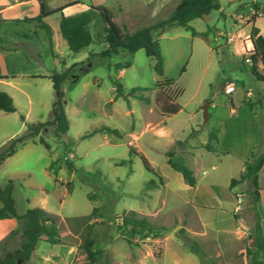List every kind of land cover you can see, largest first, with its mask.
Wrapping results in <instances>:
<instances>
[{"label":"rangeland","instance_id":"obj_1","mask_svg":"<svg viewBox=\"0 0 264 264\" xmlns=\"http://www.w3.org/2000/svg\"><path fill=\"white\" fill-rule=\"evenodd\" d=\"M45 1L48 5H57L62 0ZM253 1L258 8L253 6ZM114 3L108 0L110 13L114 17L122 16L116 12ZM263 10L264 0H218V8L188 21L189 28L195 31L193 34L189 28L178 24L152 30L162 60L160 74L152 69L154 59L145 55L142 47L132 52L118 48L109 55L98 54L106 47L99 20L90 25L91 32L98 35L76 52L67 48L56 29L58 10L46 18L54 29L51 44L44 30L33 26L34 23L21 20L11 23V29H28L36 37L8 33L6 40L0 43L17 45L12 51H0V69H6L9 75L7 82L0 78V90L9 92L14 105L11 111L0 109V148L9 138L25 131L27 123L52 116L54 93L50 79L16 73L31 72L35 68L59 72L75 63L61 83L62 108L67 119L65 132L56 138L51 125H46L31 139L18 143L14 152L0 162V186L10 180L16 211L42 207L54 216L60 237L58 243L38 239L29 258L16 264H89L80 246L86 234L93 239L92 249L100 250L90 264H141L144 261L191 264V261H199L186 246L189 239L203 248L198 237L177 226L188 207L182 205L179 195L165 190L166 187L156 188L163 183L162 178V183L156 187L144 186L148 178L158 179L144 167L140 155L157 172L159 165L165 162V151L176 144V139L170 141V134L177 131L180 135V127L191 124L198 132L194 138L188 134L191 128L186 133L181 132L180 139L184 143L176 146L175 151L185 156L184 163L200 181L207 179L215 183L216 189L223 193L229 177H237L240 152L246 151L247 158L250 152L257 154L264 150L263 84L251 75L240 57L254 19L264 35ZM143 19L146 18L139 22ZM149 23L151 21L139 26ZM165 77L173 81L161 80L158 86L154 85L155 80ZM227 81L233 83L229 93L222 90ZM115 82L121 88L116 96ZM135 86L145 87L141 94L148 97L147 101L129 92ZM173 102H178L182 109L168 119L167 126L172 133L156 135L158 126L147 127V122L155 125L162 118L161 104ZM204 102H207L208 113L205 120L201 109ZM211 127L216 128V139H210L209 143L216 148V153L198 144L205 140L206 131ZM39 137L48 143V149L39 142ZM186 142L191 144V149L186 147ZM189 150L193 152L190 156ZM120 159L124 161L118 163ZM263 171L264 164L258 176L261 192L264 191ZM236 184L241 195L238 210H243L250 224V232L245 236L249 240H244L240 251H233L224 258L218 256L223 264L238 261L237 258L241 264H248L249 256L243 250L254 246L251 223L256 214L252 210L250 184L247 180ZM130 210L134 217L142 216L152 224L163 226L154 231L164 236L157 237L152 232L144 237L133 235L128 243L117 224L121 214H130ZM13 227L7 228L0 221V254L19 243L20 233H9ZM262 228L264 231V226ZM168 229H173L172 233H166ZM223 236L216 238L220 251H228L230 244H237L235 240H223ZM70 245L69 255H72L68 260L52 256ZM209 263L206 259L205 264Z\"/></svg>","mask_w":264,"mask_h":264},{"label":"trees","instance_id":"obj_2","mask_svg":"<svg viewBox=\"0 0 264 264\" xmlns=\"http://www.w3.org/2000/svg\"><path fill=\"white\" fill-rule=\"evenodd\" d=\"M252 4L255 8H258L256 1H253ZM61 7L62 6L51 8L45 4L44 0H38V12L30 17L24 16L20 20L25 22L31 21L34 25L42 28L46 37L49 39L50 28L43 20V17L53 11L61 9ZM216 8H218V0H178L166 17L157 18L151 23L139 26L134 30H127L124 26H118L111 19V13L108 8L101 4H92L89 2L86 9L82 11L69 15L61 14L58 21V30L61 37L64 39L67 48L76 52L86 47L94 39V36L98 35V32H95L94 34L91 32L90 25L93 24L95 20L96 22L99 20L106 47L99 50L98 54L109 55L110 53L116 52L118 48H124L127 51L132 52L136 48L142 47L145 55L153 57L154 59L152 69L160 74L162 71L161 55L158 49L157 39L152 37L151 31L154 29H164L173 24L181 25L187 29L189 28V20L201 17L208 13L210 9ZM190 32L192 34L195 33L193 29H190ZM14 33L21 37H36L34 34L26 31L15 30ZM202 34L204 35L205 33L202 32ZM247 39L250 43V47L248 49L244 47L240 54L241 61L246 62L247 70L256 80L263 84L264 88V36L259 33L257 26L253 23L249 26ZM1 42L2 41L0 40V43ZM15 48H17V45H0V49L3 50ZM88 58L89 56H87V59ZM245 58H247L246 61L244 60ZM74 64L75 63L70 64L67 68L59 72H49L48 77L50 78L51 87L54 93L51 118L27 123L25 125V131L9 138L6 144L0 148V162L6 156L14 152L18 143L25 139H31L46 125H51L52 134L56 138H59L61 134L65 132L67 128V119L62 108L63 92L61 83L67 76L70 67ZM161 80L167 83L173 81L172 78L165 77L155 80L154 85L158 86ZM144 89L145 87L135 86L131 87L129 92L140 99L147 101L148 97L141 94V91ZM114 90L115 96L120 94L121 88L119 83L115 82ZM137 90L139 92L135 93ZM262 97H264V93L262 94ZM179 108L180 104L178 102H173L161 104L159 109L162 114L169 115L176 112ZM0 109L3 111H11L14 109L11 96L4 90H0ZM20 117L22 118V116ZM110 130L115 131V128H111ZM193 130L194 129H190L188 134L191 135ZM215 132L216 128L214 127H211L206 131L207 138L202 144L205 149H210V139H216ZM39 142H41L45 148H49V145L44 138L39 137ZM175 143L174 146L165 151V161L181 174L185 183L193 185L195 183V177L192 174V170L184 163L183 154L175 151L176 146H181L184 142L182 139H176ZM133 153H135L134 150ZM140 158L144 167L151 170L158 179L155 180L153 177H150L144 182V186L151 188L161 184V176L159 173L153 171L152 167L149 166L142 155H140ZM263 160L264 150L257 154L250 152L249 156L243 160L242 170L239 172L238 176L229 178V187L234 186V184L240 181L247 180L249 182V192L252 196L253 203L258 199L257 171ZM123 161V159H120L118 163ZM10 188V180H7L3 186H0V218L13 217L16 221V226L11 228L9 233L19 232L20 237L19 243L16 247L7 249L3 254H0V264H16L19 261L27 260L36 241L40 238L49 243H58L60 241L54 216L40 206L28 207L22 212H17L13 203ZM131 213L132 210H130V214L122 213L120 216V223L117 224L120 234L128 243H131V236L133 235L144 237L150 232L156 235L158 232L156 233L154 230L157 228L163 229V226L152 224L142 216L134 217ZM252 235L254 241L253 248L246 247L243 250L244 253L249 256L248 264H264V235L257 215L254 220ZM92 245V237L86 234L82 238L80 246L84 250L89 264L97 258L100 251L99 249H92ZM186 246L188 247V250L194 252L198 256L199 264H205L206 259L211 260L196 241L187 239Z\"/></svg>","mask_w":264,"mask_h":264},{"label":"crops","instance_id":"obj_3","mask_svg":"<svg viewBox=\"0 0 264 264\" xmlns=\"http://www.w3.org/2000/svg\"><path fill=\"white\" fill-rule=\"evenodd\" d=\"M113 1L115 2L114 4H115L116 12L122 13V16L115 15L114 17V15L111 13V19L118 26H124L127 30H134L135 28L139 27V24H144V22L148 23L150 21L152 22L156 18H161V16L162 17L165 16V14L167 16L178 0H113ZM89 2H91L92 4H101L109 9L107 5L108 0H95V1L89 0L88 2H83L82 0H62L61 3L57 5H48L45 1V4L51 8L62 6L61 9L58 10L60 12L58 17V21H59L61 14L69 15L82 11L86 9ZM37 12H38V0H0V40L1 41L6 40L8 33L15 34L14 31L16 29L15 30L11 29L10 27L11 23L19 21L24 16L27 17L33 16ZM48 15H45L43 17V20L46 23H47L46 18ZM143 17L146 19H143V22L140 23L139 21H141L140 19ZM58 21L56 26L57 30H58ZM33 26L36 27V25ZM49 28H50V38L49 39L47 37L46 38L48 39V42L51 44V41L53 40L54 37L53 35L54 29L51 28L50 26ZM257 28L259 33H261L259 27ZM26 32L29 33L28 29L26 30ZM237 33L239 32L236 31V34ZM3 46H13V45H3ZM244 47L247 49L250 47L249 41L246 42V45ZM8 50L12 51L13 49H8ZM8 50L0 49V51H8ZM1 68H4V66H2ZM16 74H20V76H34V77L37 76V77L49 78L48 77L49 72H45V71L43 72L40 69H36V68L34 71L31 72L21 71L20 73H16ZM8 77L9 75L6 69H0V78L6 79L5 81L7 82ZM181 109L182 108H179L176 112L169 115L162 114V118L159 119V121H156V124L153 126L152 123L148 124L149 122H147L146 125L147 127H152L153 129H155V127L158 126L156 127L155 130L156 135L164 136V134L165 135L167 133L170 134L172 132L170 131L171 129H168L167 126L169 125L168 119L170 116L177 115V113L180 112ZM191 126H192L191 124L189 125L185 124L184 127H180V131H179L180 135L177 134V131L170 134V138H169L170 141L175 139H180L181 132L186 133L188 129L191 128ZM191 129H194L191 134V136L194 138L198 130H195V128H191ZM206 138H207V133L205 140L199 141L198 144L199 145L203 144L206 141ZM186 140H188V138H186ZM210 146H211L210 149H206V150L216 153L217 152L216 148L211 144ZM186 147L191 149L192 146L189 142H186ZM192 154L193 152L189 150L188 155L190 156ZM245 158H246V151L240 152L238 159L241 161V165L239 166L237 176L239 172L242 170V163ZM263 164H264V160L257 171V183H258V176L260 174V170L261 168H263ZM157 172L161 176L163 183L156 188L166 187L165 190L169 189V191H172L173 194L179 195L180 200H182V205L183 206L185 205L184 207H188L186 213L181 214L182 218L177 223V226L180 229H182L184 232L192 233L198 237L199 242L203 245L202 248L203 251L207 254V256L211 258V260L208 259V261L210 262L209 264H223V261L221 262V259H219L218 256L221 257L225 255L228 256L231 255V252L233 251H237V252L240 251L244 243V240L247 241L249 240V238H246L245 236L250 232L249 231L250 224L248 219L245 218L244 215L242 214L243 210L242 209L238 210V208H240L239 206L241 202V195L238 192L239 189L237 190L236 187L238 186L239 183L235 184L231 188L227 184L226 190L223 193H220L216 189L215 183H212L207 179H204V181L203 180L200 181V179L196 175H194L193 172L192 174L195 177V183L193 185H188L183 181L181 174L177 170L173 169L166 161L162 162L159 165V169L157 170ZM262 175L264 178V171ZM163 202H165L164 197H162L161 200V203ZM251 205H253L252 210L254 211V214H256L257 217L259 218V222L262 228L264 226V191L261 192L259 186H258V199ZM228 216H230L232 219L228 218ZM254 220L252 221L253 223H251L252 228H253ZM0 221L2 222V224L5 225V227L7 226V228L13 227V224L15 223V219L13 217H3L0 218ZM172 231L173 229H168L166 233H172ZM159 233L161 232H158L156 234L157 237H161L163 235L162 233L161 234ZM262 233L264 235L263 230ZM220 234H224L223 240L225 241L228 239L231 241L235 240L237 244L235 245L230 244L231 249H229L228 251H220V249H218V246L216 244V238L218 237L220 239L219 237ZM229 234H233V236H228ZM71 248L72 245H70L64 251H61L64 254H60L61 252H55L53 253L52 256L54 258L55 256H58L60 258L64 257L65 260H68L69 256L72 255V254L69 255ZM241 256L238 255V257ZM46 257L49 256H45L44 258ZM236 260L238 261H234L233 263H228V264H241V261H239L240 259L237 258ZM141 261L142 259H140L139 263ZM141 264H150V263L148 261H144V263ZM153 264H155V262H153ZM191 264H199V261L197 260L196 263L191 261Z\"/></svg>","mask_w":264,"mask_h":264},{"label":"built area","instance_id":"obj_4","mask_svg":"<svg viewBox=\"0 0 264 264\" xmlns=\"http://www.w3.org/2000/svg\"><path fill=\"white\" fill-rule=\"evenodd\" d=\"M261 14H263V16H264V11L261 12ZM244 60L246 61L247 58H245ZM232 89H233V83L230 82V81H227V82L223 85V89H222V90H223L225 93H229Z\"/></svg>","mask_w":264,"mask_h":264},{"label":"water","instance_id":"obj_5","mask_svg":"<svg viewBox=\"0 0 264 264\" xmlns=\"http://www.w3.org/2000/svg\"><path fill=\"white\" fill-rule=\"evenodd\" d=\"M206 106H207V102H204V103L201 105V109H202V118H203V120H205L206 117H207Z\"/></svg>","mask_w":264,"mask_h":264}]
</instances>
